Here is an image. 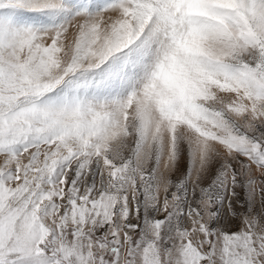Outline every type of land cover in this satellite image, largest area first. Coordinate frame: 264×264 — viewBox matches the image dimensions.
Returning <instances> with one entry per match:
<instances>
[{
  "label": "snow or ice",
  "instance_id": "obj_1",
  "mask_svg": "<svg viewBox=\"0 0 264 264\" xmlns=\"http://www.w3.org/2000/svg\"><path fill=\"white\" fill-rule=\"evenodd\" d=\"M0 264H264V0H0Z\"/></svg>",
  "mask_w": 264,
  "mask_h": 264
}]
</instances>
